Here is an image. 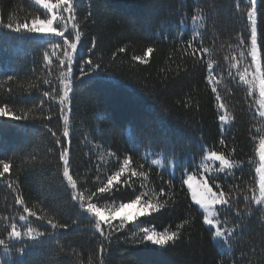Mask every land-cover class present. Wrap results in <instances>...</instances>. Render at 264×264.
<instances>
[{
    "label": "trees",
    "instance_id": "obj_1",
    "mask_svg": "<svg viewBox=\"0 0 264 264\" xmlns=\"http://www.w3.org/2000/svg\"><path fill=\"white\" fill-rule=\"evenodd\" d=\"M249 7L248 0H96L95 4L79 0L76 13L82 42L78 56L82 59L74 62L70 145L63 138L61 66L55 56L50 68L42 58L45 51L51 53V44L62 43L61 38L12 33L0 27V107L6 103L11 109L8 117H0V158L12 162L10 172L0 178V238L7 239L12 223L22 232L27 227L52 231L34 217L19 221L25 215L23 207L69 224L68 229L56 231L54 238L45 236L34 242L25 237L10 242V255L0 248V264H100L101 259L105 264H264V206L244 200L258 195L256 148L264 137L258 92L239 80L245 69L246 79H252ZM34 16L47 18L35 0H0V23H8L10 17L14 23H30ZM257 27L264 67V0H258ZM70 31L69 39H74L76 30ZM240 38L245 44H240ZM92 40L96 47L89 52ZM190 40L199 49L195 55L188 46ZM121 47L124 52L119 51ZM148 47L153 52L145 57L147 63L132 59L144 57ZM89 56L101 69L81 79L76 65ZM209 63L230 117L225 129L218 120L222 110L206 80ZM45 79L50 85L43 83ZM52 89L60 94L43 96ZM13 115L27 119L15 120ZM48 129L70 147V171L78 191L86 196L106 183L124 158L131 157L121 180H129L135 191L121 184L120 190L101 197L98 206L102 209L127 202L142 191L153 201L163 202L157 195L161 188L168 194L166 207L140 217L138 225L132 221L124 231L113 233L104 242L106 251L101 256L102 238L94 222L81 215L71 200L59 160L61 145ZM221 138L225 145L219 143ZM165 143L180 159L179 167H173L172 152L163 158ZM210 151L237 164L244 162L230 175L212 174L238 201L231 210L219 208L221 219L239 224L237 211L243 219L242 231L233 237L231 247L212 238L202 223V211L182 184L187 173H201L199 164ZM153 159L159 163L153 165ZM131 169L147 173V179H129ZM142 184L146 187L141 188ZM17 196L23 205L16 204ZM185 221L183 228H177ZM153 226L177 231V241L165 248L131 243L132 231ZM21 247L25 252L17 254L15 249Z\"/></svg>",
    "mask_w": 264,
    "mask_h": 264
},
{
    "label": "snow or ice",
    "instance_id": "obj_2",
    "mask_svg": "<svg viewBox=\"0 0 264 264\" xmlns=\"http://www.w3.org/2000/svg\"><path fill=\"white\" fill-rule=\"evenodd\" d=\"M79 0H35V4L42 7L47 14L46 19H41L39 16H34L29 22H19L14 23V17L9 18L8 23H0V27L8 29L12 33L18 34H42L49 35L53 37L61 38L62 43H53L51 44V53L45 51L42 54V58L45 62V66L50 68L52 64L51 57L55 56L58 64L61 66V75H62V95L60 96V111L63 118V138H66L68 144H71V134L69 130V115L72 111L71 109V96L70 94L74 92L75 81L73 79L74 73V62L81 60L78 56V46L82 42V34L79 30L80 25L77 21L76 13V4ZM96 0H93L95 4ZM250 7L247 10V21L250 24V57L251 62L255 66L252 71V79H246L248 75V70L245 69L244 72L239 74V80L246 85H251L255 87L258 83L259 86V117L264 119V67H262L260 62V51L258 48V27H257V4L258 0H248ZM90 15V14H89ZM192 20L195 22L197 20L196 16L192 17ZM70 26V27H69ZM76 30L74 34V39H69V36L72 35L70 31ZM181 39L183 37L181 36ZM196 37H193L195 40ZM240 44H245L243 38H240ZM189 47L192 48V53L195 55L199 49L193 47L192 40L189 41ZM96 47V41L92 40V47L89 48V52H92ZM58 50L59 51L58 54ZM120 52H124L125 49L121 47ZM153 52L152 47H148L145 50V56H133L134 61H139L140 63H147L145 57L148 54ZM208 49L204 48L203 53H207ZM202 53V54H203ZM243 55V54H242ZM80 78H86L98 70L101 69V64L94 61V59L89 56L87 59H83L82 63L78 65ZM66 69V71H65ZM209 70L206 77L208 85L211 86V93L214 95L215 100L217 101V108L222 110L221 114L218 115V120L221 124H227L230 117L227 114L226 105L221 102L222 98L215 86L217 81L212 75L213 65L209 63L207 65ZM12 76H8V80H12ZM45 85H50V81L45 79L43 81ZM59 91L52 89V91H44V97H53L54 95H59ZM251 94V92H250ZM43 103V101H42ZM43 110V109H41ZM11 113V109L5 103L0 107V117H8ZM15 120L27 119V116L13 115L12 117ZM51 119V117H48ZM53 137L56 138V143L61 145L59 160L62 162L63 172L62 175L66 179L67 186H70L71 189V200L78 204L79 209L81 210V215H86L94 222V230L102 238L100 243L99 252L101 256L106 251L105 241H108L112 238V234L116 232L124 231L129 222L135 221L138 225L141 223L139 220L140 217H150L152 214L160 212L166 207L167 204V192L164 188H161L158 192V196L163 199H157L153 201L147 191H142L139 194H135L134 198L128 199L127 202H120L118 206L113 207H104L103 209L98 206V201L104 194L111 195L113 190H120V185L123 184L126 188H132L135 191V187L132 183H129V180H121L122 175L125 173L126 169L130 168L131 157L124 158L122 165L119 167L118 171H115L112 175L107 177V182L102 186H99L95 191H89L87 196L84 192L78 191L77 181L73 178V175L70 171L71 161H70V147L65 146L61 138L57 136L55 131L48 129ZM255 139V137H253ZM219 143L225 145V140L220 139ZM235 152V149H232ZM169 152L173 153V167L180 166V159L175 155L174 149H172L167 143L164 146L163 158L167 159ZM256 155L259 157V164L255 167V173L259 177V187L258 195L253 194L251 198L248 196L244 197V200L248 203L254 202L257 206H264V137H260L259 146L256 148ZM206 160L213 163H218L219 172L225 174H232V170L235 168L241 167L244 162L240 161L237 164L235 161L226 158L224 154H218L216 151H210L206 157ZM153 165L159 163L158 160L153 159L151 161ZM12 168L11 160L0 158V178L4 177L5 174L10 172ZM201 179L199 183H195L196 177L193 174H187L186 178H182V184L187 186V189L190 191L191 200L200 210H202V223L210 229L212 233V238L219 239L222 244L225 246L231 247L233 237L237 236L243 227V219L240 216L239 211L236 212V219H240L241 223L237 224L235 220L229 221L227 219L222 220L220 214L217 211V208H227L231 210V206L236 201L231 193V190L224 191L221 187V184L216 183L215 180L217 177L208 175V167L203 166L200 168ZM129 179L131 177H143L147 179V173L137 172L135 169H131L128 173ZM209 180H212L213 183L210 185ZM171 184V181H169ZM146 185L142 184L141 188H145ZM215 189V190H214ZM97 202H93V201ZM16 204L23 205L24 200L20 197H16ZM129 209H135L134 211H127ZM23 213L25 215H20L18 217L19 221L27 222L29 218L34 217L38 221L44 222L47 227H50L52 231L44 232L38 230L36 227H27L26 231H21L17 227V223H12L10 230L7 231V239L0 238V248H3L4 255H10L11 247L10 242L20 241L25 237L29 241L38 242L41 238L45 236L55 237V232L58 230H66L69 228V224L61 222L58 219L47 218L44 215H38L35 211H30L28 207H23ZM118 221L117 223H114ZM184 223L177 225V228H183ZM231 223L232 227H225V225ZM108 230L106 235L105 230ZM131 231V229H129ZM179 237L177 231H170L168 228L163 230H157L156 227H138L137 231H132V240L131 243L137 245H154L159 248H165L170 244H174ZM15 252L17 254H23L25 248H16ZM100 264H105V261L101 259Z\"/></svg>",
    "mask_w": 264,
    "mask_h": 264
},
{
    "label": "rangeland",
    "instance_id": "obj_3",
    "mask_svg": "<svg viewBox=\"0 0 264 264\" xmlns=\"http://www.w3.org/2000/svg\"><path fill=\"white\" fill-rule=\"evenodd\" d=\"M260 62H261V58H260ZM254 65L252 64V71L254 70ZM252 73V72H251ZM253 78V77H252ZM251 86V85H250ZM252 87V86H251ZM252 89L256 90L258 92V95H259V86H258V83L255 85V87H252ZM259 100H260V96L258 98V112H259ZM226 127V124H222V129H225ZM218 154H222V153H219L217 152ZM208 153L206 154L205 158L200 162L199 166L200 168L203 167V166H207L208 167V175H212L214 174L215 172H219L218 170V163L219 162H211V161H208L206 160V157H207ZM227 158V157H226ZM187 174H193L195 177H196V181L195 183H199L200 182V179H201V173L200 174H195V173H187ZM186 174V175H187ZM186 175H185V178H186ZM258 181H259V177H258ZM209 184L211 185L210 183V180H209ZM215 190V189H214ZM198 207V206H197ZM135 209H129L127 211L131 212V211H134ZM202 211V210H201ZM217 211L219 213V207L217 208ZM219 240V239H217Z\"/></svg>",
    "mask_w": 264,
    "mask_h": 264
}]
</instances>
